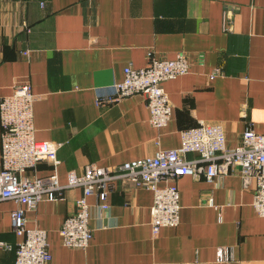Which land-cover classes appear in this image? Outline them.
Returning a JSON list of instances; mask_svg holds the SVG:
<instances>
[{
  "label": "crops",
  "instance_id": "1",
  "mask_svg": "<svg viewBox=\"0 0 264 264\" xmlns=\"http://www.w3.org/2000/svg\"><path fill=\"white\" fill-rule=\"evenodd\" d=\"M179 52L191 69L164 83L173 104L166 126L151 124L141 93L106 101L127 64L143 67L151 55ZM25 82L38 95L36 138L62 143L55 159L29 174L55 173L66 183L70 171L89 164L112 166L179 147L181 131L201 120L222 122L235 145L247 128L264 133V0H0V100ZM1 131L0 124V169ZM176 181L180 222L158 234L154 192L122 180L108 209L89 197L93 237L86 248L65 246L60 234L81 187L40 202L28 212V226L48 231L49 264H264V216L236 170ZM15 207L13 199L0 200V264H15Z\"/></svg>",
  "mask_w": 264,
  "mask_h": 264
},
{
  "label": "built area",
  "instance_id": "2",
  "mask_svg": "<svg viewBox=\"0 0 264 264\" xmlns=\"http://www.w3.org/2000/svg\"><path fill=\"white\" fill-rule=\"evenodd\" d=\"M230 12L225 14V22ZM225 28L229 26L225 24ZM191 61L184 52L174 58L151 55L143 67L129 63L124 78L113 84L114 93L107 102L123 100L141 93L150 110V122L166 126L173 115V104L164 83L187 74ZM215 75V74H213ZM38 98L30 83H16L13 92L0 100L1 169L0 200L13 199V228L18 236L15 264H49L52 260L48 231L38 225L28 226V212L43 200L64 198L67 188L81 187L77 209L60 228L67 247L86 248L92 237L90 196H97L102 209L110 207L109 195L119 180L131 182L154 192L151 207L152 230L158 234L164 226L180 222V189L177 179L186 174H205L208 180L237 171L246 188L252 187L255 211L264 216V133L247 128L241 142L230 145L222 122L201 120L181 131V145L160 148L154 154L112 166L89 164L85 171L72 170L66 183L58 176L27 173L42 161H51L62 146L35 136L34 103ZM189 153L197 154L188 158ZM3 247L8 246L1 243ZM223 258V250L219 252Z\"/></svg>",
  "mask_w": 264,
  "mask_h": 264
}]
</instances>
